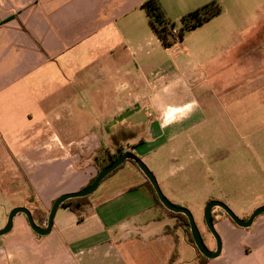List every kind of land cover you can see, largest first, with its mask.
Here are the masks:
<instances>
[{
    "label": "crops",
    "instance_id": "obj_1",
    "mask_svg": "<svg viewBox=\"0 0 264 264\" xmlns=\"http://www.w3.org/2000/svg\"><path fill=\"white\" fill-rule=\"evenodd\" d=\"M145 1L0 0V203L26 176L48 208L88 184L117 148L143 158L169 138L181 145L194 137L203 116L193 101L164 102L172 82L155 86L149 76L159 53L184 36L163 45ZM210 1L158 0L177 26ZM215 1L222 11L192 30L204 28V44H227L239 57V16H264V0ZM263 30L264 20L250 29ZM168 113L175 120L164 124ZM144 181L125 161L89 194L81 220L59 206L46 235L15 215L0 239V264H197L176 217L153 203ZM229 220L214 223L221 249L202 264H264V213L246 228Z\"/></svg>",
    "mask_w": 264,
    "mask_h": 264
},
{
    "label": "rangeland",
    "instance_id": "obj_2",
    "mask_svg": "<svg viewBox=\"0 0 264 264\" xmlns=\"http://www.w3.org/2000/svg\"><path fill=\"white\" fill-rule=\"evenodd\" d=\"M239 18L243 22L239 27V57L232 54L234 49L231 53L227 44H204V28L192 30L179 44L159 53L163 62L158 61L149 76H153L155 86L172 82L164 102L192 100L193 111L203 116V121L194 137H186L185 143L175 144L169 138L149 155L138 156L155 175L163 194L191 212L210 249L216 241L203 216L208 200L222 201L241 218L264 205V32L250 31L264 16ZM186 80L191 92H184L182 82ZM173 114L166 115L164 124L175 120ZM19 180L20 190L8 194V199L0 203V228L10 209L18 205L28 207L35 222L44 226L50 206H41L26 176ZM212 216L214 223L229 219L219 207L212 209ZM176 220L187 238L188 220Z\"/></svg>",
    "mask_w": 264,
    "mask_h": 264
},
{
    "label": "water",
    "instance_id": "obj_3",
    "mask_svg": "<svg viewBox=\"0 0 264 264\" xmlns=\"http://www.w3.org/2000/svg\"><path fill=\"white\" fill-rule=\"evenodd\" d=\"M131 159L134 161L138 169L142 172V174L145 176V178L150 182L152 185L159 201L161 204L168 209L169 211H172L174 213H182L186 216L188 220V227L190 231V235L192 237L194 246L196 249L205 257L207 258H214L217 256L221 249V241L219 238L218 233L216 232L214 228V222L212 217V209L214 207L221 208L226 215L229 217V219L237 226L239 227H249L253 220L264 213V205L256 207L254 210L251 211L249 216L247 218H241L238 217L225 203H223L220 200L217 199H210L206 202L203 210V216L205 224L210 231V233L215 238V248L210 249L208 248L200 233L199 230L194 222L193 216L191 212L182 206L176 205L172 203L161 191L159 184L155 178V175L153 172L148 168V166L141 160L140 157L132 153L131 151H125L119 154L115 159H113L109 164L105 165L103 168H101L94 176L93 180L80 188L77 191L69 192V193H63L59 196H57L51 203V206L48 211L47 215V221L44 226H41L37 224L32 216L31 211L25 207V206H14L10 209V211L7 214L6 223L2 228H0V236L6 234L12 227L13 218L17 214H24L29 227L31 230L36 233L37 235H46L50 232L53 224V218L55 215V212L57 208L68 198L73 197H81V196H87L91 194L93 191L96 190L100 182L115 168H117L120 164H122L125 160Z\"/></svg>",
    "mask_w": 264,
    "mask_h": 264
},
{
    "label": "trees",
    "instance_id": "obj_4",
    "mask_svg": "<svg viewBox=\"0 0 264 264\" xmlns=\"http://www.w3.org/2000/svg\"><path fill=\"white\" fill-rule=\"evenodd\" d=\"M141 6L145 10V12L148 16L151 27L153 28V30L157 34L161 43L165 46H169L175 42L180 41L186 32H188V31L194 29L195 27L201 25L202 23H204L205 21L209 20L211 17L219 14L222 11L221 5L217 1L212 0L210 2H207L203 5L195 8L194 10H191V11L185 13L184 15H182L179 19V26H176V24L174 22L167 19L163 10L160 7L158 0H146L145 2L142 3ZM175 27L177 28L176 32H173L172 29ZM98 152H100V149ZM121 153H122V151L118 150L111 155H107L106 157H104L99 162L96 161V159H98V158L95 157V162H97L96 173L101 168H103L105 165L109 164L113 159H115ZM127 160L136 166V164L134 163L133 160H131V159H127ZM127 160H125V161H127ZM122 164H120L117 168L112 170L106 177L113 174L117 169H119L122 166ZM94 176L89 180V183L93 180ZM142 186H144L146 188L147 192L151 195L153 203L155 205L161 206V208L167 214H169L171 216H175L176 218L181 217V218H184V220H187L186 216L183 215L182 213H174L172 211L165 209L162 206V204L159 201L152 185L150 184V182L146 178H145V181L142 183ZM135 188H137V186L133 187L132 189H135ZM87 204H88L87 196H81V197L68 198L63 203H61L60 206L67 207L68 209H70L72 212H74L77 215L78 220H81L83 217V214H84L85 206ZM213 222H214V218H213ZM185 225L187 226L188 224L186 223ZM185 230L187 231V240L194 246V243H193V240H192V237L190 235L189 230L187 228ZM194 248L196 250L197 255L199 256L198 257L199 260H197V264H202L205 261H207V257L203 256L196 249L195 246H194Z\"/></svg>",
    "mask_w": 264,
    "mask_h": 264
},
{
    "label": "built area",
    "instance_id": "obj_5",
    "mask_svg": "<svg viewBox=\"0 0 264 264\" xmlns=\"http://www.w3.org/2000/svg\"><path fill=\"white\" fill-rule=\"evenodd\" d=\"M176 29H177V28L175 27V28L172 29V31H173V32H176Z\"/></svg>",
    "mask_w": 264,
    "mask_h": 264
},
{
    "label": "flooded vegetation",
    "instance_id": "obj_6",
    "mask_svg": "<svg viewBox=\"0 0 264 264\" xmlns=\"http://www.w3.org/2000/svg\"><path fill=\"white\" fill-rule=\"evenodd\" d=\"M214 248H215V246H214ZM214 248H213V249H214Z\"/></svg>",
    "mask_w": 264,
    "mask_h": 264
}]
</instances>
